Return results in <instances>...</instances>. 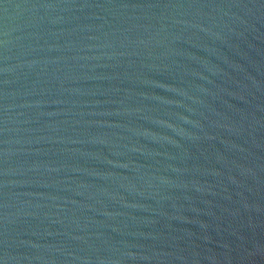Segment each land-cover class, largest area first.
Here are the masks:
<instances>
[{
  "label": "water",
  "instance_id": "water-1",
  "mask_svg": "<svg viewBox=\"0 0 264 264\" xmlns=\"http://www.w3.org/2000/svg\"><path fill=\"white\" fill-rule=\"evenodd\" d=\"M0 264H264V0H0Z\"/></svg>",
  "mask_w": 264,
  "mask_h": 264
}]
</instances>
